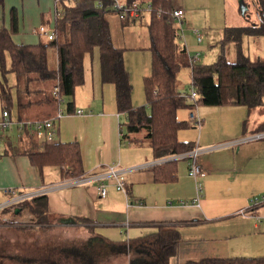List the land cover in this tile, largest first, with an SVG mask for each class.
I'll return each mask as SVG.
<instances>
[{"label":"crops","instance_id":"crops-1","mask_svg":"<svg viewBox=\"0 0 264 264\" xmlns=\"http://www.w3.org/2000/svg\"><path fill=\"white\" fill-rule=\"evenodd\" d=\"M57 3L58 0H4L0 4V28L11 30L15 14L17 29L12 33L15 43L37 44L43 38L49 40L39 33V27L54 28ZM51 55V63L56 65L55 51ZM5 62L10 68L8 53ZM9 73L15 80L11 86L12 105L7 109L13 124L4 131L0 141V205L11 196L6 188L13 187L22 193L45 190L50 229H74L85 235L86 240L99 235L112 242L129 241L171 226L181 239L178 253L170 258L169 264L204 258L264 256V253L246 255L235 233L237 228L231 224L241 219L255 221L254 225L258 226L264 219V205L242 216L238 213L250 206L253 196L264 194V142L250 141L259 137L246 135L252 130L244 125L247 106L220 105L225 109L221 119L223 129L213 138L200 139L199 146L203 150L198 162L203 168L202 191L195 200L197 182L189 175V159L169 166L173 178L165 179L156 173L155 165L141 167L156 160L154 150L144 130L132 134L126 130L128 114L118 108L115 84L103 81L100 62L90 70L84 65V82L76 86L73 96H67L68 100L32 104L23 110L18 107L16 77ZM54 88L53 94H56ZM111 94H115V99H111ZM70 101L72 105H68ZM44 105L48 107L45 116L31 115L35 107ZM3 110L4 102L0 98V118ZM43 119L55 122L53 142L41 140L32 130L19 126L20 121ZM209 124L207 116L201 118L199 125L206 128ZM59 143L78 144L83 175L77 177L83 178V182H74L77 177L68 174V166L40 165L32 156L34 152L44 151L46 144ZM107 164H116L122 171L126 180L123 190L116 187L113 179L102 175L101 169ZM102 182L108 188L105 197L98 193ZM34 197L8 205L1 211L0 255L22 254L19 250L27 247L26 239L45 231L34 229L38 224L34 223L31 213L22 208V203ZM17 208H21L19 213L15 212Z\"/></svg>","mask_w":264,"mask_h":264},{"label":"trees","instance_id":"trees-1","mask_svg":"<svg viewBox=\"0 0 264 264\" xmlns=\"http://www.w3.org/2000/svg\"><path fill=\"white\" fill-rule=\"evenodd\" d=\"M3 1L0 0V4ZM134 1L151 5L147 12L150 14L148 48L152 53V70L144 77L147 105L134 107L132 104V84L123 51L112 41L107 17L112 11L108 7L110 0H101V4L98 0L72 3L58 0L53 39L37 44L15 43L12 39L17 29L15 14L11 30L0 28V98L5 109H10L13 100L12 88L7 83L9 72L16 77L20 110L32 104H57L64 96H73L76 86L84 82V57L95 47L100 50L103 81L115 84L118 108L128 114V132L144 130L156 158L188 152L196 146L178 137V131L189 125L178 119L179 108L194 107L200 102L243 104L251 109L264 105V59L251 58L241 49L244 34L264 37V0H256L255 22L225 31L222 42H234L239 48L238 58L229 61L220 55L210 64L191 63L187 48L178 41L171 0H126L128 4ZM52 51L57 55L56 65L51 63ZM6 53L11 58L10 68L6 66ZM183 66L191 67L192 86L198 93L194 102L182 96L183 91L179 89L178 72ZM49 81L51 87L47 85ZM54 86L58 89L56 94H53ZM33 154L40 165H66L70 176L83 175L78 144H46L44 151ZM171 162L153 168L163 178H173L169 171ZM22 208L30 212L34 223L38 224L34 229H50L45 194L25 201ZM13 216L16 215L13 213ZM180 239L178 231L171 226H163L152 235L121 242L93 235L79 244H49L36 254L0 255V264H103L107 257L119 254L130 256L129 264H169L170 258L178 253ZM183 264H264V256L204 258Z\"/></svg>","mask_w":264,"mask_h":264},{"label":"rangeland","instance_id":"rangeland-1","mask_svg":"<svg viewBox=\"0 0 264 264\" xmlns=\"http://www.w3.org/2000/svg\"><path fill=\"white\" fill-rule=\"evenodd\" d=\"M172 7H181L185 10L183 22L177 23L181 45H186L189 56L198 55L196 62L210 64L224 55L229 61H235L238 58L239 48L233 43L222 42L225 31L228 28L236 26L250 25L257 20L256 0H171ZM110 22V30L113 44L123 51L125 67L129 73L132 84V104L134 107L147 105V95L145 92L144 77L152 70V53L150 51V36L148 23L150 14L143 11V16L135 22H123L114 11L107 15ZM193 28H197L201 33V41L197 40L193 33ZM47 40L46 38H43ZM264 37L244 34L242 36L241 49L244 54L256 57L258 55L264 59ZM100 62V50L95 47L92 51L85 54V69L90 70ZM7 83L11 87L14 83L13 74H7ZM179 88L184 92H190L192 89L191 67L183 66L178 72ZM48 87L52 82L47 83ZM80 86V85H79ZM79 90V89H78ZM70 98V96H68ZM67 96L63 98L68 100ZM75 98V96H74ZM111 99H115V94H111ZM71 100V99H70ZM67 102V101H66ZM65 101L62 103L64 106ZM48 107L46 105L37 106L32 110L33 117H43L46 115ZM220 105H208L200 102L192 110L188 107L179 108L177 117L189 121V125L178 131L179 139L191 141L200 145L201 141L213 138L214 134L220 132L223 125L221 119L224 117L225 109ZM226 108V107H225ZM246 113L245 127L252 128L247 132V136H255L264 133V105L256 108H248ZM198 112L200 118L209 117V126L203 128V125H194L190 119V113ZM201 126V127H200ZM127 128V122L125 123ZM128 131V129H126ZM132 134V133H131ZM246 136V137H247ZM251 136V137H252ZM259 140L264 142V137L252 138L250 141ZM218 142L214 143L217 144ZM202 148V147H201ZM237 147L234 148V151ZM209 153V152H208ZM187 158L173 160L171 163L182 164ZM200 159H198L199 161ZM248 160V159H246ZM264 194H257L253 197H262ZM242 216L241 211L238 212ZM22 222V221H21ZM238 222H241L240 224ZM255 221H242L236 219L231 221L237 228L235 233L240 240L242 251L246 255H257L264 253V219L258 226ZM27 247L19 250L22 254H36L41 248L49 244H79L86 241L85 235L74 229H49L43 233L31 235L26 239ZM128 255H111L105 259L103 264H129Z\"/></svg>","mask_w":264,"mask_h":264},{"label":"built area","instance_id":"built-area-1","mask_svg":"<svg viewBox=\"0 0 264 264\" xmlns=\"http://www.w3.org/2000/svg\"><path fill=\"white\" fill-rule=\"evenodd\" d=\"M98 2L101 4V0H98ZM111 10L115 11L120 19H129V20H138L143 16V11H148L151 8L150 3L142 4L139 1H134L131 4H128L126 0H110L109 6ZM174 20L176 23L183 22L185 10L181 7H174L171 12ZM178 26V25H177ZM180 27V24L178 28ZM193 33L196 35L197 40L201 41V33L197 28H193ZM39 33L47 36L48 39H53L55 36V32L53 29H49L46 26H40L39 27ZM179 34V32H178ZM180 36V35H179ZM199 54L193 56L191 58V62L195 63L196 59ZM58 89L55 88V92ZM182 96H186L190 101L194 102L197 97L198 93L197 90L192 87L190 92H182ZM80 112V110H79ZM190 119L193 121L194 124H200L201 118L196 112H192L190 114ZM13 124V121L10 118L9 112L7 109L3 110L2 116L0 118V141L2 138V135L6 129L11 127ZM20 128H26L29 130H32L35 135L46 142H53L55 133H56V125L53 119H43V120H24L19 122ZM256 137H264V133L258 134ZM202 148L198 145H196L193 149H191L188 152L168 155L160 158H156V160L145 164L141 167H149L153 165H158L164 162L178 160V159H189V168L188 172L189 175L192 176L196 182H197V191H198V198L199 199L200 192L202 191V183L200 181V177L203 174V168L201 164L198 162V156L202 152ZM102 175H106L110 179H113L115 181L116 187L120 190H123L125 187V177L122 175V171L116 167V164H107L102 167L101 169ZM84 179L81 177L74 178L75 183L83 182ZM5 191L7 193H10L11 196L9 197V200L6 201V203H3L0 205V213L1 211L8 205L17 203L18 201L24 200L26 198H30L33 196H37L40 194H43L45 190H40L38 192L33 193H22L17 192V190L13 187L6 188ZM98 193L101 197H105L108 193V188L105 183H101L98 186ZM264 205V196L262 197H253L250 200V206L246 209L241 210L242 214H247L251 211H253L255 208Z\"/></svg>","mask_w":264,"mask_h":264},{"label":"water","instance_id":"water-1","mask_svg":"<svg viewBox=\"0 0 264 264\" xmlns=\"http://www.w3.org/2000/svg\"><path fill=\"white\" fill-rule=\"evenodd\" d=\"M20 211H21V208H17L15 212L19 213Z\"/></svg>","mask_w":264,"mask_h":264}]
</instances>
